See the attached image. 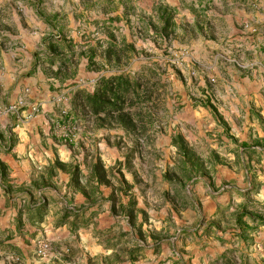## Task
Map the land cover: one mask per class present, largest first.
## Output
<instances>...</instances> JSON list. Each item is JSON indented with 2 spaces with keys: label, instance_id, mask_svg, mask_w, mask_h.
I'll return each mask as SVG.
<instances>
[{
  "label": "rangeland",
  "instance_id": "1",
  "mask_svg": "<svg viewBox=\"0 0 264 264\" xmlns=\"http://www.w3.org/2000/svg\"><path fill=\"white\" fill-rule=\"evenodd\" d=\"M220 1L62 0L56 12L54 0L0 3V121L19 101L24 120L38 104L33 118L70 151L51 175L76 174L89 193L55 220L71 217L66 236L31 232L28 255L13 249L20 230L0 228V264H264V120L232 110L244 84L217 47L227 42L216 35ZM119 73L143 76L151 100L92 115L74 96ZM100 156L110 163L98 180Z\"/></svg>",
  "mask_w": 264,
  "mask_h": 264
},
{
  "label": "crops",
  "instance_id": "2",
  "mask_svg": "<svg viewBox=\"0 0 264 264\" xmlns=\"http://www.w3.org/2000/svg\"><path fill=\"white\" fill-rule=\"evenodd\" d=\"M6 1L0 0V3ZM251 3L249 8L247 0L220 1L222 22L216 35L227 42L217 47L227 55L224 58L232 63L228 71L231 77H239L244 84L235 95L232 110L238 113L240 106L247 119L255 112L264 120V92L260 85V76L264 71V0H251ZM253 4L257 5L256 9ZM61 5L62 0H54L53 12L60 11ZM215 55L214 58H217L220 53L216 52ZM2 57L7 68L13 66V73L20 72V67L16 68L15 62L11 60L10 51H2ZM8 73L0 70L1 77ZM20 89V83L13 87L15 97ZM24 113L20 111L11 115L8 118L11 123L7 119L0 121V128L3 129L0 135L7 133L6 139H0L1 144L7 142V148L0 151V164L3 168V173H0V210H6L4 219L0 218V228L7 224L12 231L20 230L19 236L15 234L11 240L12 248L17 251L19 248L23 254L28 255L32 252L28 245L31 232H36V235L44 232L53 240L66 236L65 227L71 217L57 227L54 225L55 220L66 210L87 205L86 195L89 193L83 183L73 184V175L69 172L65 177L60 173L51 175L53 160L68 162L70 151L64 145L54 142L52 131L41 114L26 121L22 119ZM42 131L47 135L45 141L44 137L40 138ZM100 160L102 167L108 169L110 161H103L101 156ZM97 161L94 157L92 167ZM47 173L50 176L47 177ZM98 189L101 190L100 185ZM92 209V206L89 207V211Z\"/></svg>",
  "mask_w": 264,
  "mask_h": 264
},
{
  "label": "trees",
  "instance_id": "3",
  "mask_svg": "<svg viewBox=\"0 0 264 264\" xmlns=\"http://www.w3.org/2000/svg\"><path fill=\"white\" fill-rule=\"evenodd\" d=\"M143 78V76H139L137 73H119L102 76L96 81L91 93L77 90L74 96H79L83 105L92 115L119 112L125 108L139 106L151 100L154 90L150 89L147 91ZM92 169L90 172L91 176L100 180L98 172L101 171V174L105 173L101 163L96 162ZM0 173H3L1 164ZM72 178L76 184L79 182L76 174H73ZM89 180L90 178L87 181ZM261 221L263 223L264 219Z\"/></svg>",
  "mask_w": 264,
  "mask_h": 264
},
{
  "label": "built area",
  "instance_id": "4",
  "mask_svg": "<svg viewBox=\"0 0 264 264\" xmlns=\"http://www.w3.org/2000/svg\"><path fill=\"white\" fill-rule=\"evenodd\" d=\"M261 86H262V90L264 91V72L261 74ZM21 105H23V103L22 101H19L17 104L10 106L8 109V112H10L11 114L17 113L18 108ZM39 112H40V106L38 104H34L30 107V109L28 110L24 118L26 120H29L33 118V116ZM49 250H50L49 242L42 240V239L37 240V243L35 245V253L37 255H46L49 252Z\"/></svg>",
  "mask_w": 264,
  "mask_h": 264
}]
</instances>
